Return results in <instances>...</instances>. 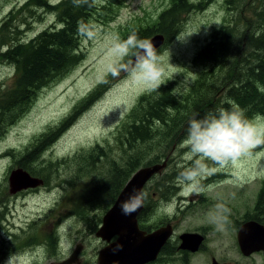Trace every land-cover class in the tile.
<instances>
[{
	"label": "rangeland",
	"instance_id": "374dc122",
	"mask_svg": "<svg viewBox=\"0 0 264 264\" xmlns=\"http://www.w3.org/2000/svg\"><path fill=\"white\" fill-rule=\"evenodd\" d=\"M24 1L0 0L1 26L8 19L9 12H15ZM57 1L48 0L52 4ZM258 1H255L256 8L264 4V0ZM238 2L240 5L234 3L228 8L226 0H210L202 9L181 14L180 29L162 49L157 47L164 72L163 84L173 82L172 87L180 93L192 85L200 68L194 67L191 59L208 41L213 29L222 23L235 24L239 9L241 17H252L250 5L253 2ZM123 3L110 21L104 20L102 13L90 17V26L81 37L83 59L62 78L39 88L20 116L0 132V254L19 245L5 254L0 264L58 262L82 240L88 246L85 255L89 262L92 260L93 245L98 242L95 230L89 231L87 225H83L80 218L71 212L79 200L80 191L90 182L93 173L91 167L78 169V161L81 162L79 156L86 155L96 143L107 147L111 157L122 156L117 147L118 140L113 137L114 131L139 96L151 90L125 72L112 76L102 93L72 119L32 162L36 169L47 167V162L57 164L56 167L46 168L50 174L46 175L44 184L10 194L8 175L11 169L19 167V156L29 144L67 118L74 106L109 74L107 69L116 59L112 54V45L117 39H123V29L131 23H152L169 6L170 0H123ZM15 16L25 19H12L6 34L14 35L17 28L20 40H27L55 23V14L44 9L36 8L32 14H24L21 10ZM5 48L6 45L0 43V51ZM14 72L12 64L0 60V91L10 84ZM253 119L264 120V116L255 115ZM185 137L186 129L175 138L169 152L170 164L161 170L158 177L165 179L170 171L183 168L191 160ZM209 169L202 179L207 189L205 192L190 191L181 179L182 173H179L172 178L177 185L176 193L167 194V199L154 189V182H158L157 176H154L146 185L145 192L149 191L151 198L143 223L154 226L159 221H163L160 225L169 222L174 226V238L182 232H205L207 240L203 245L208 250L193 254L192 264H207L205 256L209 257L212 253L210 244L219 247L218 255H223L233 264H264V257L260 255L251 260L244 258L234 244L236 226L238 228V224L248 218L264 185V145L254 149L252 156L223 169L209 162ZM217 205L229 209V222L222 230L209 223V216L215 212ZM159 264L181 262L175 259V255H168L161 258Z\"/></svg>",
	"mask_w": 264,
	"mask_h": 264
},
{
	"label": "trees",
	"instance_id": "16d2710c",
	"mask_svg": "<svg viewBox=\"0 0 264 264\" xmlns=\"http://www.w3.org/2000/svg\"><path fill=\"white\" fill-rule=\"evenodd\" d=\"M209 1L192 3L170 0L169 6L152 23H131L126 26L122 38L126 39L132 33L148 39L161 34L162 49L180 29L181 14L202 9ZM238 1L226 0L228 8L234 3L240 5ZM255 1L258 0H251L253 3L250 5L252 17H241L239 9L238 21L235 24L222 23L213 29L208 41L193 55L192 65L200 68V71L186 91L178 92L172 87L173 82H170L139 96L114 131L113 137L118 140L117 147L122 156L111 157L109 149L101 143H96L86 155L79 156L81 162L78 161V169L91 167L93 173L90 182L80 191L79 200L71 212L80 218L83 225H87L89 231L97 229L103 213L112 205L136 169L161 162L166 157L168 167L171 161L169 152L192 115H204L217 108L236 104L250 118L264 116V4L256 8ZM123 4V0H88V3L79 6L73 0H58L54 4L48 0H25L23 6H19L15 12H9L8 19L0 25V43L6 45L0 51V60L12 64L15 72L10 84L0 91V132L20 116L39 88L62 78L83 59L81 37L90 26V17L102 13L101 17L110 21L117 8ZM36 8L53 12L55 23L27 40L19 39L17 28L14 35L6 34L12 19H25L23 16L16 17L17 13L23 10L24 14H32ZM111 77L108 74L90 90L56 127L35 138L19 156L18 166L31 176L41 178L44 184L46 175L50 174L46 168L56 167L57 164L47 162V167L36 169L32 162L65 130L72 119L102 93ZM181 170L170 171L165 179L158 177L161 172L154 175L158 181L154 182V189L165 195L163 199L176 193L177 185L172 178L182 173ZM146 185L142 191L145 193L144 208L138 215V221L140 227L149 230L158 227L163 221L154 226L143 223L151 198L149 191L145 192ZM260 201L264 205V185L258 196Z\"/></svg>",
	"mask_w": 264,
	"mask_h": 264
},
{
	"label": "clouds",
	"instance_id": "9594fccd",
	"mask_svg": "<svg viewBox=\"0 0 264 264\" xmlns=\"http://www.w3.org/2000/svg\"><path fill=\"white\" fill-rule=\"evenodd\" d=\"M73 3L79 6L88 0H73ZM112 54L116 59L107 72L113 77L125 72L148 90L158 89L164 83L160 56L153 40L132 33L113 43ZM185 139L191 160L184 164L181 179L190 191L202 193L207 190L202 179L210 171L209 162L223 169L252 156L254 149L264 145V120L250 118L243 108L232 104L204 115H192L187 122ZM144 197L142 191H134L121 202L122 212L130 215L136 211ZM228 215L227 207L217 205L209 216V223L222 230L229 222Z\"/></svg>",
	"mask_w": 264,
	"mask_h": 264
},
{
	"label": "water",
	"instance_id": "95a60500",
	"mask_svg": "<svg viewBox=\"0 0 264 264\" xmlns=\"http://www.w3.org/2000/svg\"><path fill=\"white\" fill-rule=\"evenodd\" d=\"M153 40L157 48L163 42L161 34H155L149 38ZM167 157L161 162L141 166L127 179L112 205L103 213L101 223L95 231V236L105 242L115 239L103 246L97 255L96 264H145L157 256L160 248L173 234L171 223L161 225L149 232L140 229L138 215L144 208L141 205L126 215L121 210V202L126 200L134 191H143L145 184L158 172L166 167ZM9 193L13 194L20 189L35 187L42 184V179L31 176L21 167L12 169L8 175ZM237 241L241 252L248 255L255 250L264 251V224L254 220L241 223L237 230ZM179 247L195 251L203 240V236L197 232H182L178 236ZM80 244L74 251L55 264H72L78 261ZM213 264H219L213 259Z\"/></svg>",
	"mask_w": 264,
	"mask_h": 264
},
{
	"label": "flooded vegetation",
	"instance_id": "af4514ba",
	"mask_svg": "<svg viewBox=\"0 0 264 264\" xmlns=\"http://www.w3.org/2000/svg\"><path fill=\"white\" fill-rule=\"evenodd\" d=\"M145 190H146V188H145ZM195 196H198V194H195ZM258 203L260 205H258ZM249 214H250L248 216L249 218L243 219L242 222L243 221H247V220H254V221H256L259 224H264V205H263V202H261V201L257 202L253 206L252 211ZM138 224H139V221H138ZM238 225H240V224H238ZM140 229H143L146 232H149V231L153 230L154 228L146 230L145 228L140 227ZM173 229H174V226H173ZM235 229L238 230V228H235ZM197 233H199V234H201L203 236V240H202V242L200 243V245L198 246V248L195 251H190L188 249L180 248L179 247L180 240L178 238H174V236H172L160 248L157 256L155 257V259H153L152 261H149V262H147L145 264H159V262L161 261V258L163 259V257L168 256V255L169 256L175 255V259H178L181 262V264H192L193 254L199 253V252H204V251L208 250V248H205L204 245H203L206 242V240H207V234L205 232H200V231H198ZM173 235H174V233H173ZM94 236H95V232H94ZM95 239H98V242L95 243V245H93V250H92V253H91L92 260H90L91 262L88 261V258L85 255V252H86L85 250L88 249L86 241L82 240V241L77 243V244H80V252L78 253V261L73 263V264H96L97 255H98L99 250L103 246H105L106 244L112 242L115 239V237L111 238V240L109 242H105V241L101 240L100 238H98L96 236H95ZM234 244L237 247V249L240 251V253L243 255V257L247 258L248 260H251L252 257H254L255 255H260V256L264 257V251L263 250H255V251L251 252L248 255H244L241 252V250H240V247H239V244H238V241H237L236 238H235V243ZM234 244H233V246H234ZM25 245L27 247V250H29V246L27 244H25ZM0 246H2V242H0ZM18 246L19 245H16L15 247L10 248L8 250L5 249V251H3V253L0 254V261L2 260V258L4 257V255L6 253L11 252L13 249L17 248ZM43 246H44V249H45L46 242H44ZM74 248H73V250H71V252L69 254H66L63 257L59 258V259L61 260V259H64V258L68 257L74 251ZM209 249L212 251L213 254L211 253V255H209V257L205 256L207 264H213V259L215 261H217V263H219V264H233L231 262V260L228 261L227 258L224 257L223 255H218L219 247L210 244L209 245ZM34 253H38V252L34 251ZM51 264H55V262H52Z\"/></svg>",
	"mask_w": 264,
	"mask_h": 264
}]
</instances>
